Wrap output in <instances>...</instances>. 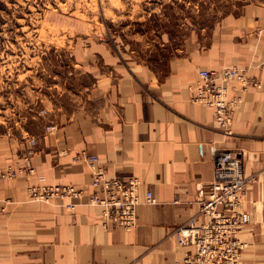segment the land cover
I'll list each match as a JSON object with an SVG mask.
<instances>
[{
    "label": "crops",
    "instance_id": "0c3cea01",
    "mask_svg": "<svg viewBox=\"0 0 264 264\" xmlns=\"http://www.w3.org/2000/svg\"><path fill=\"white\" fill-rule=\"evenodd\" d=\"M262 27L264 1L224 17L208 34L167 46L169 54L156 68L106 43L77 44L72 66L79 86L62 84L41 100L35 121L24 118L19 131L0 134V171L23 163L31 138L37 139L33 173L0 178V264H172L189 251L175 230L198 212L216 150H237L245 174L253 177L244 201L251 219L240 234L248 242L240 264H264ZM230 65L246 68L261 85L242 91L233 83L230 93L240 92L243 100L229 135L216 126L211 108L192 99V88L199 69ZM50 124L57 130L47 131ZM81 149L98 154L110 176L137 177L142 194L152 190L156 201L139 206L136 226L103 225L102 208L88 203L91 170L73 161ZM42 184H73L83 193L29 200L28 187Z\"/></svg>",
    "mask_w": 264,
    "mask_h": 264
},
{
    "label": "rangeland",
    "instance_id": "374dc122",
    "mask_svg": "<svg viewBox=\"0 0 264 264\" xmlns=\"http://www.w3.org/2000/svg\"><path fill=\"white\" fill-rule=\"evenodd\" d=\"M263 1L0 0V134L35 121L41 100L62 84L79 86L77 44L106 43L156 68L167 46Z\"/></svg>",
    "mask_w": 264,
    "mask_h": 264
},
{
    "label": "built area",
    "instance_id": "2783aa9c",
    "mask_svg": "<svg viewBox=\"0 0 264 264\" xmlns=\"http://www.w3.org/2000/svg\"><path fill=\"white\" fill-rule=\"evenodd\" d=\"M257 33L262 36L264 27L259 28ZM198 77L197 84L192 88V99L211 108L216 126L224 134H232L234 117L243 100L240 92L230 93L233 83L245 91L250 85L260 86L261 81L250 77L247 69L238 65L201 68ZM46 130L56 131L57 126L46 125ZM36 143L37 139L31 138L32 146L24 150L23 163L7 166L0 171V178L5 180L19 174H32L31 157L36 151ZM73 161L85 163L90 168L93 191L88 203L102 208V223L106 227L133 228L137 224L139 206L156 201L152 190L141 193L142 181L139 178L122 180L110 176L107 168L101 165L98 154L81 149L73 156ZM252 179V176L245 174L243 160L237 150L214 152L213 178L206 184L198 200L199 210L175 230L178 244L188 246L189 251L172 264L241 263L248 242L240 234L251 219L250 213L244 209V201ZM82 193L83 190L73 184L28 187L29 200L36 202H49L67 196L79 198ZM65 206L73 210L76 203ZM4 210L5 204L0 200V212Z\"/></svg>",
    "mask_w": 264,
    "mask_h": 264
}]
</instances>
